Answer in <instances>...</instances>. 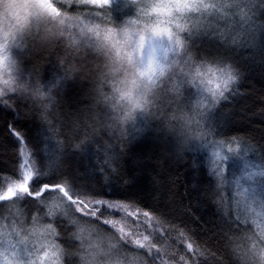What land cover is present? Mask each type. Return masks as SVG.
<instances>
[{
	"label": "clouds",
	"instance_id": "clouds-1",
	"mask_svg": "<svg viewBox=\"0 0 264 264\" xmlns=\"http://www.w3.org/2000/svg\"><path fill=\"white\" fill-rule=\"evenodd\" d=\"M48 3L55 13L37 0H0V99L23 102L37 116L53 166L67 146L80 148L78 133L89 129L125 139L155 124L180 155L205 142L210 110L203 97L212 94L221 71L230 70L236 82L239 75L228 55L199 54L192 28L200 24L207 34L226 24L233 0H123L119 17L111 2L91 17L58 0ZM74 83L87 86L91 103L86 115L65 119L60 106ZM51 216L49 209L44 219ZM72 226L70 249L54 221L0 217V264H66L68 258L126 264L118 233L82 218ZM257 247L259 253L247 244L237 250L241 264H264V242Z\"/></svg>",
	"mask_w": 264,
	"mask_h": 264
},
{
	"label": "trees",
	"instance_id": "trees-1",
	"mask_svg": "<svg viewBox=\"0 0 264 264\" xmlns=\"http://www.w3.org/2000/svg\"><path fill=\"white\" fill-rule=\"evenodd\" d=\"M250 9V18L239 27L242 31L234 32L232 48L197 50L201 55H228L239 75L230 99L210 110L211 126L204 143L180 155L172 138L157 131L155 124L125 139H117L106 130L89 129L78 133V140L83 141L80 148L67 146L60 162L53 166L47 160L52 148L37 116L23 102L10 100V107L0 106V176L15 177L22 162L20 145L9 130L11 125L25 134L37 165L53 179H71L98 199L129 202L152 212L163 234L153 233L150 240L160 249L164 264H180V256L188 264H241L237 250L245 244L249 246L247 230L231 189L222 187L213 174L207 145L239 141L248 144L264 162V0L250 1ZM90 103L87 86L74 83L68 86L60 110L65 119L82 117ZM44 182L46 178H38L36 186ZM49 198L56 199L55 194L47 195L43 204L23 198L19 205L25 221L31 222L35 214L41 213L44 222H55L60 242L71 249L72 221L81 214L68 208L69 217L56 212L44 219L50 209ZM122 215L104 208V217L92 220L114 232L104 219H119ZM188 243L193 244L191 252L187 250ZM121 249L123 256H135L142 264H152L146 249L124 241ZM66 264H76L75 258H68Z\"/></svg>",
	"mask_w": 264,
	"mask_h": 264
},
{
	"label": "snow or ice",
	"instance_id": "snow-or-ice-1",
	"mask_svg": "<svg viewBox=\"0 0 264 264\" xmlns=\"http://www.w3.org/2000/svg\"><path fill=\"white\" fill-rule=\"evenodd\" d=\"M58 2L65 4L69 9L74 8L78 10L83 16L91 17L100 15L101 10L106 9L109 3H112V0H58ZM37 3L41 9L47 8L50 14L56 12V9L48 3V0H37ZM76 6L80 7L77 8ZM84 8L88 9V15H84ZM250 10V0H233V15L229 18L224 28L221 26L213 27L212 34L217 39H223L225 43H229L231 33L227 30V27L235 25L238 28L241 24L246 23L249 19L248 12ZM200 28L201 25L196 24L192 28V33L195 34ZM232 42L235 41L233 40ZM236 83L235 77L231 74L230 70L221 71L215 88L211 90L212 94L203 97L208 102L209 110L216 108L221 102L228 101L234 94L233 86ZM0 106L10 107L9 102L3 99H0ZM9 130L20 145L19 151L22 162L18 165L15 177L0 176V189H6L0 195V200L15 197L16 201H18L27 197L37 201L38 198L43 200L47 195L55 194V198L59 203L50 208L53 214L54 210L59 211L61 207H68L74 213L81 214L80 218L87 219L89 222H93L92 218L100 220L104 217V208L117 210L123 215L119 219L105 218L104 223L110 225L111 229L119 234L122 241L132 244L138 249H146V254L151 259L152 264H157V262L164 264L160 255V249L150 240L153 233L163 234L159 228V222L152 212L142 210L129 202L98 199L91 195L85 187L78 186L74 180L53 179L49 173L42 171L37 165L35 153L29 150V141L25 134L17 131L11 125H9ZM207 146L213 149L212 156L214 159L212 163L214 174L222 175L220 163L225 159V156H220V151L230 153L233 149L223 141L212 142ZM52 154L54 153L51 151L50 155ZM38 178H46L47 182L40 183L37 187L36 181ZM18 193L19 195H17ZM249 199L264 207V201H257L255 193H252ZM247 210L253 211L251 208H247ZM146 230H150L148 234H145ZM260 237L262 238L261 242H264V228L261 229ZM10 246L14 247L15 245L10 244ZM187 250L189 252L193 250L192 243L187 244ZM251 251L253 253H259L260 251L255 242L252 244ZM176 255H179V253H176ZM171 259H175V256H172ZM179 261L180 264H188L184 256H180ZM191 264H195V262L192 261Z\"/></svg>",
	"mask_w": 264,
	"mask_h": 264
},
{
	"label": "rangeland",
	"instance_id": "rangeland-1",
	"mask_svg": "<svg viewBox=\"0 0 264 264\" xmlns=\"http://www.w3.org/2000/svg\"><path fill=\"white\" fill-rule=\"evenodd\" d=\"M250 1L253 2V0ZM76 7L79 8L80 6ZM111 10L117 17L122 15L125 11L123 0H112ZM83 12L84 15H88L87 8H84ZM250 14L248 13L249 18ZM241 25L239 27H241ZM220 26L224 28L225 24L222 23ZM239 27L236 28L235 25L227 27L228 31H230V29L232 30L230 32L231 38L229 39L228 48H232L235 45V42L232 41H235V33H240L242 31L241 29H239ZM191 39L196 50L202 48H212L216 51H223L224 48L222 47L224 40L217 39V37L212 34L210 29L208 30L207 34L204 31L197 30L195 35H193ZM207 124L210 128L211 121L209 118ZM225 143L227 146H230L233 151L230 153L220 151V156H225V159L220 163L222 175L214 174V172L213 174L217 178V181L221 186L225 188L229 187L231 189V195L232 197H235L233 198L234 202H236L235 206L236 208H238V214L242 218V220H247L251 223L253 233L250 238L247 239V241L249 240L251 245L255 242L259 246L262 239L260 237V232L261 229L264 228V207H261L257 202L249 199V196L252 193H255L257 201H264V162L261 161L259 154L255 150L250 148L248 144H244L238 141H228ZM212 152L213 149L209 146L208 153L211 168L213 171L212 162L214 158L212 156ZM21 201L22 199L15 201L14 206L3 205V207H0V217H7L18 223H26L25 216L23 215V209L19 205ZM58 203L59 201L53 198H49V200H47V204L50 206V208H53V206ZM247 208H251L253 211H249L247 210ZM68 210V207H61L59 211L54 210V213L59 212L69 217ZM41 215L42 214L39 213L35 214L34 216L41 217ZM71 218L74 219V217ZM42 222H44L43 217ZM252 236H255V239H252ZM251 247L248 246V248ZM121 251L122 254H124L123 249H121ZM123 257L126 260V264H142L138 257Z\"/></svg>",
	"mask_w": 264,
	"mask_h": 264
},
{
	"label": "bare ground",
	"instance_id": "bare-ground-1",
	"mask_svg": "<svg viewBox=\"0 0 264 264\" xmlns=\"http://www.w3.org/2000/svg\"><path fill=\"white\" fill-rule=\"evenodd\" d=\"M239 142V141H238ZM223 187V186H222ZM225 188V187H224ZM225 189H229V187L228 188H225ZM240 217V216H239ZM240 220L243 222V224H244V227L246 228V230H247V234H246V238H249L251 235H252V233H253V230H252V227H251V223L249 222V221H243L242 220V218L240 217ZM246 223H248V225L246 224ZM253 237H255V236H252V239H253ZM252 245L250 244V242H249V247H251Z\"/></svg>",
	"mask_w": 264,
	"mask_h": 264
}]
</instances>
